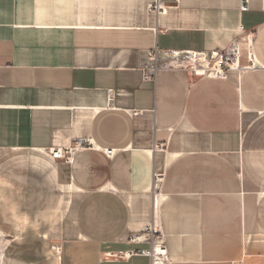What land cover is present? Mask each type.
<instances>
[{
  "label": "crops",
  "instance_id": "1",
  "mask_svg": "<svg viewBox=\"0 0 264 264\" xmlns=\"http://www.w3.org/2000/svg\"><path fill=\"white\" fill-rule=\"evenodd\" d=\"M166 4L0 0V152L42 175L61 228L10 233L6 264H154L119 251L158 244L156 264H264V0ZM234 39L226 78L147 68L150 51Z\"/></svg>",
  "mask_w": 264,
  "mask_h": 264
},
{
  "label": "rangeland",
  "instance_id": "2",
  "mask_svg": "<svg viewBox=\"0 0 264 264\" xmlns=\"http://www.w3.org/2000/svg\"><path fill=\"white\" fill-rule=\"evenodd\" d=\"M29 164L22 154L0 152V205L6 207L2 211L7 219L13 220L10 232L0 229V264H6V258L13 253L11 243L15 241L10 243V233L21 239L43 234L50 238L54 235L50 232L61 230L57 219L50 218V206L57 198L47 190L42 175L30 171Z\"/></svg>",
  "mask_w": 264,
  "mask_h": 264
},
{
  "label": "built area",
  "instance_id": "3",
  "mask_svg": "<svg viewBox=\"0 0 264 264\" xmlns=\"http://www.w3.org/2000/svg\"><path fill=\"white\" fill-rule=\"evenodd\" d=\"M148 8L155 14H160L166 10L167 4L165 0H147ZM251 0H240V10L245 11L250 7ZM241 55L240 44L237 39L232 42L224 49L217 51L216 55L212 57V53H205L201 51H179V50H161L158 49L149 52V57L154 61L148 68L150 74H156L159 68H171V67H188L195 74L202 76H216L220 78H226L228 73L231 71L239 70V58ZM251 57V55H249ZM187 63V64H186ZM83 139L70 148H52L51 154L54 157H63L65 153H71L77 148H81ZM105 153L112 155L114 152L113 148H105ZM160 177L155 176V185ZM156 228L153 227L152 233H156ZM160 248V250L158 249ZM160 251V252H158ZM165 247L161 244L154 246L153 249H136L128 250L120 254L129 256L131 254H152L153 263H159L165 258Z\"/></svg>",
  "mask_w": 264,
  "mask_h": 264
},
{
  "label": "water",
  "instance_id": "4",
  "mask_svg": "<svg viewBox=\"0 0 264 264\" xmlns=\"http://www.w3.org/2000/svg\"><path fill=\"white\" fill-rule=\"evenodd\" d=\"M216 53H217V52H213V53H212V57H214V56L216 55Z\"/></svg>",
  "mask_w": 264,
  "mask_h": 264
},
{
  "label": "bare ground",
  "instance_id": "5",
  "mask_svg": "<svg viewBox=\"0 0 264 264\" xmlns=\"http://www.w3.org/2000/svg\"><path fill=\"white\" fill-rule=\"evenodd\" d=\"M159 250H160V248H158ZM158 252H160V251H158Z\"/></svg>",
  "mask_w": 264,
  "mask_h": 264
}]
</instances>
